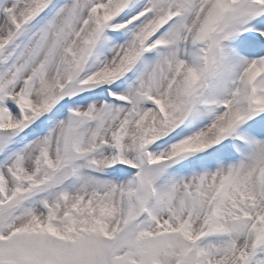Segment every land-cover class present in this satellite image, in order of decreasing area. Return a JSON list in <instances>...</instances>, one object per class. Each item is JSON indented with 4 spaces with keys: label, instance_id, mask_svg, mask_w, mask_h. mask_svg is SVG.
<instances>
[{
    "label": "snow or ice",
    "instance_id": "snow-or-ice-1",
    "mask_svg": "<svg viewBox=\"0 0 264 264\" xmlns=\"http://www.w3.org/2000/svg\"><path fill=\"white\" fill-rule=\"evenodd\" d=\"M0 264H264V0H0Z\"/></svg>",
    "mask_w": 264,
    "mask_h": 264
}]
</instances>
